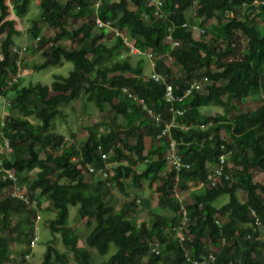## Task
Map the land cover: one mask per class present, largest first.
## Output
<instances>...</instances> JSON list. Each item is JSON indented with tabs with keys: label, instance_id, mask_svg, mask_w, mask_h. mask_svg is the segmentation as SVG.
<instances>
[{
	"label": "trees",
	"instance_id": "1",
	"mask_svg": "<svg viewBox=\"0 0 264 264\" xmlns=\"http://www.w3.org/2000/svg\"><path fill=\"white\" fill-rule=\"evenodd\" d=\"M29 1L0 0V34H4L0 42V94L5 96L10 88L15 94L9 106L20 113L7 116L0 131L12 149L10 158L2 159V163L14 169L18 182L29 197L36 199L38 208H25L19 200L7 196L8 185L0 180V233L15 232L8 238L0 234V264L6 258L7 243L12 241L26 243L14 264H29L23 256L29 252L27 245L35 225L34 215L41 207L40 198L47 202L44 210L53 212L47 228L58 232L64 248L58 251L48 242L40 264H69L68 254L77 264L90 263V252L77 246L78 234L66 224L68 206L76 207L75 215L85 219L89 228L84 235L85 247L93 248L100 256L109 244L115 247L96 264H189L185 253L199 258L209 251L214 252L215 264H264V239L260 237V229L264 228V184L252 176V171L264 173L262 98L254 109L227 115L232 100H241L253 90L264 97V71H260L264 70V0H256V4L252 0H196L193 7L192 0H162L169 12L165 18L151 15L149 0H101L95 13L92 6L96 0H38L37 15L31 18L27 32L29 42L38 38L32 40L29 54L38 51L41 60L31 67L41 70L61 60L72 67L65 76L53 74L49 84L36 81L17 88V82L5 84L18 70L10 38L18 33L15 18L26 13ZM190 8L194 20L185 15ZM95 15L110 20L139 50L149 49L154 70L171 81L174 94H179L190 80L206 77L201 92L193 91L174 104L186 106V110L169 128V137L176 142V151L187 168L178 172L167 168L164 151L168 138H156L170 117L162 98L163 85L145 75L146 58L128 53L120 35L93 27ZM211 18L217 27L207 29L204 25ZM68 19L79 20L74 29L65 28ZM255 20L261 22L262 30ZM39 22L46 28L42 34ZM194 25L209 32L211 38L195 39ZM61 38L69 39L72 46L57 43ZM174 41L178 44L169 48ZM218 41L223 46H217ZM120 48L125 51L123 58L117 57ZM167 56L173 58L170 66ZM172 66L185 69L182 78L172 77ZM122 88L159 111L161 121L154 124ZM79 97L99 112L107 109L112 116L124 118L128 125L116 127L96 121L78 148L66 143L52 130L53 119L60 115V105ZM212 101L222 112L201 113L202 104ZM27 116L36 122H30ZM208 121L212 123L204 129L198 127ZM145 136L158 144L146 148ZM220 144L230 150L224 166L229 177L209 186L206 164L216 162ZM101 153L109 155L101 159ZM108 162H116L108 176L109 184L124 192L125 178L135 188L146 183L153 188L158 208L170 216L153 213L136 221L131 214L136 206L133 199L115 209L106 198L108 187L103 181L85 172L90 175L87 179L80 171L84 165L98 169ZM139 164L142 168L137 170ZM174 186L187 192L181 204L173 197ZM238 190L245 192L243 200L238 199ZM222 194L227 195L226 202L214 206L213 201ZM181 208L186 219L184 237L179 240L174 228L182 218ZM249 210L255 212L259 226ZM13 213L19 215V220L10 225ZM151 243L158 244L159 253L150 251Z\"/></svg>",
	"mask_w": 264,
	"mask_h": 264
},
{
	"label": "rangeland",
	"instance_id": "2",
	"mask_svg": "<svg viewBox=\"0 0 264 264\" xmlns=\"http://www.w3.org/2000/svg\"><path fill=\"white\" fill-rule=\"evenodd\" d=\"M37 1L38 0H30L26 13L19 17L15 18V28L18 30V33L11 36L10 43L11 46H18L25 44L26 47L28 46V50H26L25 56L26 60L19 66V72L20 77L17 81L16 87L20 88L22 86H26L29 83L32 82H40L42 84H49L52 80L53 74H59L62 76H65L68 72V70L71 69L72 65L70 62L61 60L58 64L48 66L44 69L34 70L31 65L33 63H39L41 60V55H39V52L36 51L34 54H29V48L33 47L32 41H28V28L30 26L31 18L37 15L38 7H37ZM192 10H187L185 12V15H187V18L194 20V15L192 16ZM12 16V15H11ZM79 20L70 21L69 19L65 22V28L67 29H74ZM255 22L258 24V29H261V22L258 20H255ZM40 26V33H44V30H46L45 25L43 23H38ZM207 29L217 27L215 25L214 20L211 18L207 21V23L204 25ZM92 32H96L94 29ZM49 33H52L50 31ZM192 35L195 37V39H202V40H209L211 38V34L209 32H205L204 34H199L197 32V29L193 31ZM4 34H0V42L3 41ZM31 39V38H30ZM33 39V38H32ZM59 44H61L64 47H71L72 42H70L69 39L61 38L58 40ZM217 46H223V43L218 41L216 42ZM124 50L120 48L118 50L117 57L123 58ZM172 65V63L169 62V66ZM22 67V68H21ZM145 75L146 73L149 75L150 73V67L148 61L145 59L143 64ZM172 77H180L182 78L183 74H185V69H182L177 66H172ZM261 72H263V69H260ZM10 89V88H9ZM6 93L5 96L3 94H0V119L4 120L7 116H17L20 115L17 109L11 108L9 105L10 99L14 97V92L11 90ZM258 93V94H257ZM257 95L253 98V103H247L243 102L241 100H232V106L228 110V117L232 116L233 114L239 112V111H245L249 109H254L259 102H261V99L259 95L261 93L257 91ZM204 101L203 99H201ZM60 115L56 116L53 119L52 124V130L62 136L64 138V141L66 143H72V145L75 148H78L83 140V138L86 136L88 129H92V126L94 122L96 121H102L105 123H108L112 126H120L124 127L127 126L124 122V118L122 119L119 116H112V113L108 111L107 109L103 112L97 111L90 103L85 102L82 97H79L75 100L70 101L68 104L60 105ZM201 113L204 115H213L214 113H220L222 112V108L214 103L213 101L208 104L204 103L202 104V107L199 109ZM30 122L35 123L36 121L31 117H26ZM107 127H105L106 129ZM222 136H224V132H220ZM147 137V136H145ZM149 138H145L144 143L146 147L149 145L148 143ZM165 153V151H164ZM0 155L4 156L3 153V147L1 145L0 140ZM42 155V154H40ZM111 157V155H110ZM107 164V170L109 174L112 173L111 168L116 165V162H108ZM137 170L142 168V165L139 164L136 166ZM81 172L85 177L88 179L89 176L87 174H84L85 172L82 171V168H80ZM33 171H31L32 173ZM253 178L258 181L261 184H264V173L258 172V171H252ZM124 183L126 184V187L124 188V192H121L116 186L113 184H109L108 186L105 185V188L107 189L106 198L110 202V204L115 208L118 209L124 202H127L128 200H134L136 206H134L133 211L131 214L136 218V221L139 219L145 220L150 214L158 213L161 216L165 217L168 215L170 216V213L161 212V210L158 208L156 204L155 194L153 191V188H149L146 183L142 182L140 184V187H134L130 183L129 179H124ZM237 197L239 200H243L245 198V192L242 190L237 191ZM227 195L222 194L218 196L214 201V206H219L222 203L226 202ZM41 201V209L39 208V215L40 219L36 222V242L32 247L29 249V257L27 262L29 264H40L43 260L45 248L48 245V242L51 246H53L58 251H64V248L60 242V236L58 232H50V230L47 228V221L53 217L52 211H46L44 210V206H46L47 202L44 198H40ZM75 206H68V217H67V225L71 229V231H76L78 234V240H77V246L79 248H86L90 254V263L89 264H96L100 262L101 260H105L111 253L114 252L115 247L112 244H109L108 250L104 255H98L93 248L85 247L84 246V235L86 232L89 231V228L85 226V219L78 218L75 215ZM16 220H19V215L13 213L11 215V222L10 225H13ZM5 238L11 237L15 235L14 231L6 230L2 231L0 233ZM260 237L264 239V228L260 229ZM7 252H6V258L3 259L2 264H14L18 260V251L26 249V243L24 242H17L12 241L7 243ZM28 249V248H27ZM212 250V248L210 249ZM14 259H16L14 261ZM68 263L69 264H77V261L73 259L68 254ZM155 264H163L160 262H157Z\"/></svg>",
	"mask_w": 264,
	"mask_h": 264
},
{
	"label": "built area",
	"instance_id": "3",
	"mask_svg": "<svg viewBox=\"0 0 264 264\" xmlns=\"http://www.w3.org/2000/svg\"><path fill=\"white\" fill-rule=\"evenodd\" d=\"M101 0H96L93 3V11L94 13L96 12V9L98 8ZM149 3L152 5L151 9V15L154 18H165L168 16L169 12L162 6V0H149ZM253 4L258 3L256 0H252ZM196 5V0H192L191 7ZM241 5H244V3H241ZM192 10V8L188 9ZM193 15V12H192ZM93 24L94 28L96 30H111L113 31L116 35H120L121 41L123 42V45L128 49V53L132 55H137L140 56L142 55L145 57L149 63L150 67V73H149V78L154 81L158 82L163 85V92H162V98L166 104L167 111L169 113L168 120L163 122V126L161 127L160 131L156 134V138H159L161 136H166L168 138L165 153H164V161L166 164V167L169 168L170 170H173L174 172H178L180 169L183 167L187 168L188 164L184 163L181 160V156L177 153L175 145L176 142L169 137V128L171 126H175L176 124V117L180 116L183 114V112L186 110V106H180V107H175V103H180L182 102L188 95H190L193 91L196 92H201L202 89L205 86L206 83V77H202L200 79H192L190 80L187 85L180 91L179 94H174V86L170 82H167L163 76L158 73L157 71L154 70V57L153 53L149 49L145 50H139V48L135 47L133 44H131L126 38L122 37V32L118 31L117 28H115L114 24L110 20H101L98 16H94L93 18ZM192 30H196L199 34L204 33V30L201 28L197 27L196 25L191 26ZM169 35L166 36V41L168 42ZM38 38L36 37L35 39H31V41H35ZM178 42L174 41L169 44V48L172 46L177 45ZM11 51L15 53L16 55V60L15 64L18 68V70L15 72V74H12L9 76V78L6 79L5 84L6 85H11L13 83H16L20 77V72H19V66L26 60V45H18V46H12ZM0 59H1V54H0ZM172 59L170 56L166 57V60H168L167 64L172 63ZM166 64V65H167ZM122 92L126 94L128 98L131 100L137 101L140 104V109L142 112L145 113V115L151 119V121L154 124H157L158 122L161 121L162 115L159 111L153 110L151 107L147 106L142 98H137L134 94L129 93L126 91V89L122 88ZM262 98V103L264 104V97L261 96ZM212 122L208 121L207 124L201 123L198 124V127L200 129H204L207 125H210ZM3 124V120H0V127ZM0 139H1V145L3 147V153L4 156L0 158V180L3 182H6L8 187L6 189L5 194L9 196L10 198H15L19 200L25 208L28 209H33L37 210V201L34 197H29L22 184L18 182L17 175L14 172V169L11 167H6L2 163V159H9L10 154L12 153L11 146L9 145L7 139L1 134L0 131ZM219 153L217 155V160L214 164L207 163L206 164V183L209 186H213L217 183H219L221 180H226L228 179V174L224 172V166L226 163V160L228 159V156L230 154L229 149H225V146L223 144L219 145ZM109 154L106 153H101L100 158L105 159ZM105 167L103 168H98L94 169L90 165H84L82 171L88 172L91 174H94L97 176L100 180L103 181L104 185L108 186V176H110L108 170H107V164L104 165ZM80 167V166H78ZM187 194L186 191L183 190H178L174 186L173 188V197L174 199L181 204V200L184 198V196ZM250 215L253 217V222L257 226H259V221L257 217L255 216V212L253 210H249ZM181 214L182 218L180 220V223L174 228L175 235L176 237L181 240L184 237V234L182 232L183 225L185 222V212L181 208ZM39 220V214L36 213L33 218V222L35 225L32 227V232H31V238L29 240V243L27 245V248L30 249L36 242V236H37V231H36V222ZM218 223V221H216ZM150 251L152 253H159V247L157 243H151L150 244ZM29 257V252L25 253L23 256L24 261H27ZM185 260L189 264H215V255L214 252L209 251L207 254L202 255L199 258H191L189 257L188 254H184ZM24 262H21L20 264H23Z\"/></svg>",
	"mask_w": 264,
	"mask_h": 264
},
{
	"label": "crops",
	"instance_id": "4",
	"mask_svg": "<svg viewBox=\"0 0 264 264\" xmlns=\"http://www.w3.org/2000/svg\"><path fill=\"white\" fill-rule=\"evenodd\" d=\"M187 16V15H186ZM260 92V91H259ZM257 93V90H253V91H251V92H249V94L247 95V96H245V97H243V98H241V101H243V102H247V103H253L252 101H253V98L258 94H256ZM261 93V92H260ZM228 113V112H227ZM145 138H149L148 136L147 137H144V140H145ZM143 140V141H144ZM148 143H149V145L147 146V147H149L150 145H151V148H154V146H156L157 144H158V142H156V140H153V139H150L149 138V141H148ZM144 146L146 147V145H145V143H144ZM146 147V148H147ZM145 148V149H146ZM145 152V151H144Z\"/></svg>",
	"mask_w": 264,
	"mask_h": 264
},
{
	"label": "clouds",
	"instance_id": "5",
	"mask_svg": "<svg viewBox=\"0 0 264 264\" xmlns=\"http://www.w3.org/2000/svg\"><path fill=\"white\" fill-rule=\"evenodd\" d=\"M9 7H10V5H9ZM11 8V7H10ZM259 97H261V95H259Z\"/></svg>",
	"mask_w": 264,
	"mask_h": 264
}]
</instances>
